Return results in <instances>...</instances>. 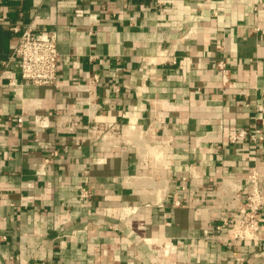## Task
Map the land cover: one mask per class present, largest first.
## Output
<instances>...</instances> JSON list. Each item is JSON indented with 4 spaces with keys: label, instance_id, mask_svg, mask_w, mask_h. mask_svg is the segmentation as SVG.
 <instances>
[{
    "label": "crops",
    "instance_id": "0c3cea01",
    "mask_svg": "<svg viewBox=\"0 0 264 264\" xmlns=\"http://www.w3.org/2000/svg\"><path fill=\"white\" fill-rule=\"evenodd\" d=\"M13 27L59 62L57 87L0 79V264H264V203L255 241L203 238L264 176V141H227L264 130V0H0V73Z\"/></svg>",
    "mask_w": 264,
    "mask_h": 264
},
{
    "label": "built area",
    "instance_id": "2783aa9c",
    "mask_svg": "<svg viewBox=\"0 0 264 264\" xmlns=\"http://www.w3.org/2000/svg\"><path fill=\"white\" fill-rule=\"evenodd\" d=\"M14 33H19L18 42L9 60L2 63L4 69L0 73V79L6 75L7 85L13 90L21 89L22 85L31 86H51L57 87V69L59 54L57 50V35L54 31H35L26 28L20 31L17 27L11 29ZM15 62L18 67L19 82L16 81L13 73L8 69L10 64ZM9 70V71H8ZM215 70L220 76L223 86H231L230 69L224 61L215 63ZM97 77L93 78L95 82ZM256 111L264 114L263 103L258 104ZM46 116H35L33 121L37 127L46 126ZM16 123L21 125L23 118H16ZM231 144L241 141L252 143L264 141V130L258 127H240L227 137ZM220 148V145L216 147ZM244 184L248 185L249 190L244 192V199L235 210L221 218L222 223L215 227H208L203 231L205 240L214 239L215 232L221 231L224 227H229L233 231V238L239 241H255L259 231V213L264 203L262 185L264 176L259 172L250 171ZM236 191H240L237 187ZM90 196L88 188L81 187L79 197L86 200Z\"/></svg>",
    "mask_w": 264,
    "mask_h": 264
},
{
    "label": "rangeland",
    "instance_id": "374dc122",
    "mask_svg": "<svg viewBox=\"0 0 264 264\" xmlns=\"http://www.w3.org/2000/svg\"><path fill=\"white\" fill-rule=\"evenodd\" d=\"M169 255V254H168ZM167 255V256H168ZM164 263V262H163ZM164 264H170V261H167V260H165V263Z\"/></svg>",
    "mask_w": 264,
    "mask_h": 264
},
{
    "label": "bare ground",
    "instance_id": "6f19581e",
    "mask_svg": "<svg viewBox=\"0 0 264 264\" xmlns=\"http://www.w3.org/2000/svg\"><path fill=\"white\" fill-rule=\"evenodd\" d=\"M125 136H127V135H125ZM128 142V141H127ZM156 155H157V153H156Z\"/></svg>",
    "mask_w": 264,
    "mask_h": 264
}]
</instances>
